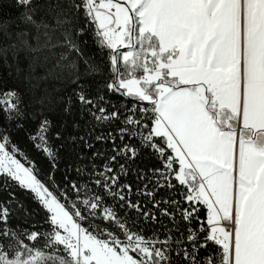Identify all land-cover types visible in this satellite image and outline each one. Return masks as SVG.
<instances>
[{
    "label": "snow or ice",
    "instance_id": "6c2138e0",
    "mask_svg": "<svg viewBox=\"0 0 264 264\" xmlns=\"http://www.w3.org/2000/svg\"><path fill=\"white\" fill-rule=\"evenodd\" d=\"M0 264H264V0H0Z\"/></svg>",
    "mask_w": 264,
    "mask_h": 264
}]
</instances>
